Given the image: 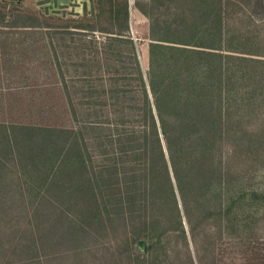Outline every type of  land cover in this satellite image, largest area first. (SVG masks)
Listing matches in <instances>:
<instances>
[{
  "label": "trees",
  "instance_id": "obj_1",
  "mask_svg": "<svg viewBox=\"0 0 264 264\" xmlns=\"http://www.w3.org/2000/svg\"><path fill=\"white\" fill-rule=\"evenodd\" d=\"M89 1L68 18L80 29L76 75L38 91L47 104L23 111L33 119L16 109L0 120V264L91 250L105 264H163L174 249L171 264H264L250 241L232 238L234 253L218 244L233 204L224 143L248 135L235 106L252 80L264 84V50L233 9L244 2L264 20V0H149L147 71L129 1ZM30 18L25 27H58Z\"/></svg>",
  "mask_w": 264,
  "mask_h": 264
},
{
  "label": "rangeland",
  "instance_id": "obj_2",
  "mask_svg": "<svg viewBox=\"0 0 264 264\" xmlns=\"http://www.w3.org/2000/svg\"><path fill=\"white\" fill-rule=\"evenodd\" d=\"M6 1H11L12 4L0 2V120L16 118L17 116H12L13 110L16 109H22L18 115L24 118L23 111H28L26 108L46 105L47 101L39 98L38 91L45 87H57L55 82H61V73L65 80L76 75L77 72L72 64L78 59L74 56L76 53L82 54L80 49L74 48L80 44L77 35L80 29L72 28L76 22L70 23L68 18L57 15L47 16L45 9L42 14L34 0H22L21 5L14 3L16 0ZM128 1L130 36L137 45L142 68L147 71L148 46L151 42L150 18L144 11L148 8L149 0ZM156 9L162 13L174 10L173 5L162 6V8L156 6ZM233 10L235 14L232 23L237 29L247 20L249 21L251 28L249 29L251 31L249 47L251 44L254 49L264 50L262 46L264 43H260L264 42V20L252 14L250 7L244 2L236 4ZM80 15L83 18V11ZM32 16L58 27H25L24 25L33 23L34 20L30 18ZM68 23H70L69 29L62 27ZM103 37L95 33L97 41H102ZM250 87V91L245 93V106H242L240 102L235 106L234 114L235 119L238 114L241 128L248 131V135L243 136V132L233 135L234 137L226 141L223 147V164L228 191L226 197L227 199L230 197V201H233L230 226L224 229L223 236L218 242L220 247H224L223 253L237 252L234 246L229 248L228 243L232 241V238H238L245 243L250 241L264 252V139H258L261 131L259 128L264 126V84L259 86L257 80H252ZM252 193L259 196L252 201L249 197H242ZM139 248L144 247L140 245ZM174 251L176 249L172 250V255H169L167 262L163 264H171L176 257ZM177 256L179 257V254ZM95 257L94 250H91L85 251L82 257L77 255H71L67 259L55 257L47 259L42 264H105L104 261H98ZM161 257L163 259L162 255ZM225 263L228 264L231 261L227 260Z\"/></svg>",
  "mask_w": 264,
  "mask_h": 264
},
{
  "label": "flooded vegetation",
  "instance_id": "obj_3",
  "mask_svg": "<svg viewBox=\"0 0 264 264\" xmlns=\"http://www.w3.org/2000/svg\"><path fill=\"white\" fill-rule=\"evenodd\" d=\"M0 2L5 3L7 5L12 4L11 1L6 0H0ZM33 2L37 3L38 7L45 6V15H57L61 18H73L76 15L81 17L82 15L80 14L82 13V11L84 14L88 12L87 6L88 2L90 3L89 0H34ZM14 3L21 5L23 1L16 0L14 1ZM41 13L43 14V11H41Z\"/></svg>",
  "mask_w": 264,
  "mask_h": 264
},
{
  "label": "water",
  "instance_id": "obj_4",
  "mask_svg": "<svg viewBox=\"0 0 264 264\" xmlns=\"http://www.w3.org/2000/svg\"><path fill=\"white\" fill-rule=\"evenodd\" d=\"M38 8H39L41 11H43L44 8H45V6H39ZM90 8H91V5H90V3L88 2V6H87L88 13H90ZM50 10H51V9H50Z\"/></svg>",
  "mask_w": 264,
  "mask_h": 264
}]
</instances>
